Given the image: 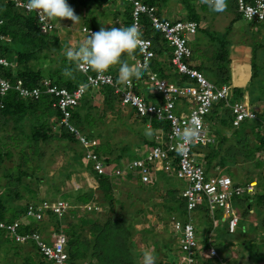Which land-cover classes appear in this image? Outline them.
I'll list each match as a JSON object with an SVG mask.
<instances>
[{"label":"built area","instance_id":"1","mask_svg":"<svg viewBox=\"0 0 264 264\" xmlns=\"http://www.w3.org/2000/svg\"><path fill=\"white\" fill-rule=\"evenodd\" d=\"M17 7L30 11L29 1L10 0ZM131 3V24L135 23L142 29L141 15L146 14L151 27L157 30L168 46L171 47L170 67L178 74L188 79L187 83H177L168 77H163L151 68L150 62L155 53L152 39L141 36V47L134 58L135 65L144 66L146 82L156 93L155 102L149 101L137 89L138 82L123 81L115 78L110 72H92L90 67L82 61H77V67L85 76V82L70 90L64 86L51 83L43 79L37 85L27 86L21 78L11 81L0 76V96H4L10 89H14L20 97L39 99L43 93L52 97L51 105L60 110L57 121L66 131L73 134L84 148V156L91 162L97 174H106L104 158L93 149L95 141L85 136L79 127L72 121L71 110L79 103L85 92V86L98 87L109 85L122 106H127L140 118H146V126H150L151 119L164 120L168 123L167 130L158 128L153 133L152 144L140 155L126 162L122 167H115L116 175L123 172H136L141 182H149L158 171L174 175L181 181L180 196L185 203L183 216L172 214L169 217L171 231L177 243L178 259L175 264H204L215 259L214 264H227L226 259L219 256L214 241L207 244L200 243L196 234L194 214L200 209L213 215L214 210L220 211V219L226 222L229 232H233L238 224L239 215L234 200L245 194H251L256 185L255 181L245 183L234 182L230 175L212 172L206 169L205 163L199 159L200 154L194 151L198 145H209L215 141L210 127L206 123L208 115L215 103L227 107L231 114L232 126L238 127L245 119L257 121L260 119L256 110L249 108L243 101L232 99L231 86L222 83L216 84L208 80L204 74L190 64L192 48L189 44L191 36L196 32L197 23L192 20H170L160 16L153 5H147L141 0H123ZM239 11L248 19L261 20L264 17V0H237ZM34 11V10H33ZM36 12V11H35ZM37 20L45 32L53 27L51 20L44 19L43 14ZM2 19L0 18V24ZM82 33L87 36L95 32L87 25L81 26ZM0 38H3L0 33ZM0 54V65H12ZM83 88V91L81 90ZM176 101L187 104V110L175 111ZM1 105V103H0ZM181 105L178 107L180 109ZM263 125L264 132V122ZM191 130V138L182 139V133ZM69 203L61 198L29 202L25 209V216L33 221L42 220L50 211L62 217L69 209ZM214 221V220H213ZM216 224V221H214ZM0 230L6 231L15 241L31 240L35 244L43 264H69V255L66 249L67 236L57 228L46 233L37 229L29 231L21 229L19 220H0ZM264 234V231H263ZM79 264H93L83 261Z\"/></svg>","mask_w":264,"mask_h":264},{"label":"trees","instance_id":"2","mask_svg":"<svg viewBox=\"0 0 264 264\" xmlns=\"http://www.w3.org/2000/svg\"><path fill=\"white\" fill-rule=\"evenodd\" d=\"M72 1L81 8H88L90 10L97 11L98 8L101 9L102 6L108 5V3L112 2L113 0ZM141 1L147 5L155 6L156 12L159 15H165L162 11H160V4L164 3L165 0ZM229 1L231 2V5L234 6V10L236 11V0H228L227 3ZM246 1L251 2L253 0ZM122 2L124 4V8L122 9V11L114 10V12H112V16L117 17L118 14L122 15L121 26H127L130 25L132 19V5L131 3L125 2L123 0ZM104 9L106 10V7ZM176 13L177 11L175 12V14ZM97 14L102 13L98 10ZM204 16L205 15L203 14L199 15L193 8L192 11L188 10L185 18L188 20L196 21L198 23L200 22V19H203ZM0 18L2 19V23L0 24V33L3 36V38H0V54L8 62L13 63L12 65H8L5 67L0 65V76L8 78L11 81L19 77L26 85H35L36 83H40L43 79L47 78L51 81V83H55L58 86H64L70 90L74 89L79 83L85 82V76L78 69L77 61L70 60L65 54L67 51L66 47L68 46V42L66 40H63L64 44L61 46L60 41L57 38V34L54 33L51 35V39L54 40L53 43L48 44V38L51 34L49 32H52L55 27L44 32L37 20L35 11H25L22 8L15 6L10 0H0ZM238 18H240V15L236 12L235 17L223 32V37L226 36L228 31L231 29L232 23ZM84 22L87 26L93 28L95 32L99 30L100 20H95L94 22L92 21L91 24H89L87 21ZM141 23L143 26L144 34L150 36L153 41V49L156 54V56L150 62L151 68L157 71L160 76L169 77L171 80L179 84L187 83L188 79L185 76L178 74L173 69L168 67L169 59L171 57V48L166 45V43L160 37L159 33L154 32V30L151 28L148 16L146 14L141 15ZM250 25H257L264 28V17L259 21H255V19L252 20L250 22ZM197 31H199L201 35L205 36V38L210 37L211 40L214 39V36L211 34V31L208 28H198ZM258 31L260 32V29ZM200 38L201 36L196 35L194 41L190 42V46H192L193 49L192 59L197 56V45L201 43ZM255 40L256 39L254 37L251 45L253 54V70L251 76L252 78L258 77L261 80L262 76H264V68L261 70L258 66L262 65L264 67V51L261 52L263 53L262 64H258V66L255 59V53L257 48L264 47V45L262 42H254ZM220 41L222 47L220 48V46L217 45V47L214 48V52L212 50V53L214 54L211 55L213 63L211 65L207 62L206 64L203 62L195 63L194 67H196L202 73L203 70H205L206 72L214 71V79H216L217 81H214L213 79V82H215L216 84L226 83L229 85L230 81L227 69L229 60L227 58L228 51L225 40L220 39ZM211 44L212 43H210V45ZM51 52L55 54L54 58L52 57L53 55H51ZM137 55L138 49L134 50L132 54H128L127 52L122 53L120 56V62L128 63L130 65L133 63L132 56ZM117 65H119V62L117 63ZM90 70L92 72H95L92 69ZM108 70L111 71V68L109 67ZM43 71L46 75L43 73ZM132 79L134 82H138V80L143 81L146 79V74L142 71V74L140 76L133 77ZM137 89L138 91L143 90L139 87V84L137 86ZM90 91V87L86 89V94L81 98L80 104L76 106L75 109L71 110V112L73 111L71 117L78 127L84 130L89 137H92L93 128H97L96 123L93 122L95 116H97V110L93 111V108L90 105V100H86L87 95H89ZM96 91L98 92L97 94H103L105 101H111V103L113 102L112 100L115 98V95L111 86L102 85L99 86L95 90V92ZM261 91L263 94L261 99L263 111H261L259 114L260 119L255 121L256 127L257 125H262L261 122H264V87L261 89ZM241 94V88L231 87V97L233 99H239L241 97ZM51 100V95L46 93H43L39 99L22 98L14 89H10L4 96H0V125H5L9 122H12L13 129H15L16 132H19V134L20 132L23 133L26 141L28 142L27 144L32 143L34 146L40 142L50 141L56 138L62 139V136L66 139L68 138L70 141L76 142V139L72 134L67 132L61 125L57 124L61 113L60 110L51 105ZM224 109L230 114L228 108ZM216 111L217 108L213 107L208 115H213ZM140 121L144 123L146 121V118H142ZM150 121L151 127L154 129L161 128L163 130H167L168 128V123L164 120H158L154 118ZM22 124L24 126L27 125V132L23 131ZM53 125L57 128H53ZM7 136H9V138H13V135L11 134H8ZM17 137L18 136H16V138ZM3 143L6 144L5 142ZM151 143H153L151 140H147L148 145H151ZM219 144L220 142L213 146H210V144L198 145L194 148V151L196 150V152H198L200 155H202L204 152V163L208 171H216L222 168H227V164L233 163L232 161H224L222 159L224 157H230L234 160L233 157L223 154L225 151H222L223 146L219 147ZM258 144L259 146L256 149H262V151L264 152V132H261ZM2 147L5 146L3 145ZM37 149L38 147L34 151H36ZM4 153L10 155V152L8 150L4 151ZM2 157L3 153L0 149V161ZM26 158L27 157H25L23 161H26ZM119 158L120 153L116 157H114V159H110L109 157L105 158L107 174L96 175L95 173H93L96 181L98 182L99 193L97 197H95V190L93 189H88L89 191H91V197H89L88 199L83 198L81 194L76 190H73L72 194H70L71 197L68 198H66L67 194H60V196H63V198L61 199L66 200L70 205L68 212L62 217H56V215L50 211L47 213L50 221H52L53 225L56 226L58 230L61 229L59 226L62 224L61 230L64 231V233L67 235L66 249L69 255V264H79L82 260L85 259H88L95 264H139L140 262L139 258H137L139 254L134 253L131 244L133 223H130L129 219L130 217H133L134 214L133 216H131L132 213L130 209L123 210L125 209V204L124 201H122L119 204L120 209L118 208V214L114 213L113 216L111 215L114 205H116V198L115 196H113V192L111 190L113 181L110 180L108 171L112 169L114 163H118ZM171 179L176 180L177 178L172 174H166L165 172L158 171L154 178L147 182V184H143L138 180H136L135 182L137 183L136 187L138 188H149L151 190L162 189V192L164 194L162 196L164 197V200L167 201L165 207L167 209L169 217L172 214L183 216V214L185 213V203L183 198L179 194L180 189L169 190L166 185H170L168 183V180ZM248 181H251V178L244 179L242 182L245 183ZM163 182L166 184H162ZM178 182L181 186V181L178 180ZM18 191L19 190H15V193L9 197H5L4 193L0 195V219H7L5 212L9 207L8 201H14L15 199H19L22 197V195ZM9 193L10 191H8L6 195ZM32 194L34 193H32L31 191L28 192V199H26V201L22 205H15L14 211L16 215L18 214L19 216H22L25 212L26 205L32 199L36 201L45 199L38 197L36 193V195ZM252 194L255 196H252L254 201L256 200L257 202H262V200L264 199V195L257 196L254 194V191L253 193H251V195ZM150 198L152 199V197ZM89 201L96 202L97 205L101 207L100 209H102L103 216H100L101 214H98L97 212L96 215H99L98 219H95L91 216H88L86 218L85 216L88 212H82L83 214L79 212L78 207L80 205L88 203ZM233 202L238 215L241 214L239 212V208L243 209L242 215H244L245 210L247 209L246 204L248 203L249 205L251 203V196L245 194L242 197L235 199ZM78 212L79 214H77V216L75 215L77 221L74 223L72 220V214H76ZM91 212L95 213L93 209ZM136 212H139V208L137 207L135 208V213ZM18 215L8 220H13L14 218H17ZM214 216L215 214L212 215V218H214ZM216 216H220V211L219 215ZM37 224L38 223L26 221L23 222V228L24 230H29V228H37ZM209 224L210 228L208 230H211L216 226L211 218ZM195 226L196 234L198 235V225ZM224 231H226V233H229L230 236L234 235L233 233L235 232V230L233 232H229L227 226ZM1 233L4 232L0 231V234ZM164 244L165 246H169L166 242H164ZM205 244H207V241ZM169 247L166 250H170ZM170 262L171 264H175L176 261L170 260Z\"/></svg>","mask_w":264,"mask_h":264},{"label":"rangeland","instance_id":"3","mask_svg":"<svg viewBox=\"0 0 264 264\" xmlns=\"http://www.w3.org/2000/svg\"><path fill=\"white\" fill-rule=\"evenodd\" d=\"M160 5V11H162L167 17L170 18L174 17L183 19L187 15L188 10L192 11L193 8L195 9V12H197L199 15H205L206 18H208L206 20L208 22H212V28H210V30L213 32L211 34L214 36V39L207 40L212 43L211 50L217 45H219L220 48L222 47L220 39L230 40V36L234 35L233 32H230L226 34L225 37H223V32L226 30L227 27L226 19L230 21L236 15V12L240 15V18L236 19L233 22V27H248V22L254 20L246 18L244 14L239 11L237 0L236 11L234 10V6L231 5V2L229 1L227 3V8L224 12L212 11L209 6L204 2V0H165V2L161 3ZM70 6L72 7V5ZM105 7L106 6L104 5L101 9H97V11L99 10L102 13L100 14V16L105 17L106 19L105 24L102 25V27L106 29L110 28L111 23H118V26H120L122 23V18L119 17L118 21L114 20V17L112 16L111 12H109V9L107 8L105 10ZM72 9L74 10V14L80 17L79 20L76 22H72L69 18H58V21L52 20L56 26L55 29L52 30V32H49L51 34L48 38V44L53 43L54 40L51 39V35L54 33L57 34V38L60 41L61 46L64 44L63 40L65 39H62V37L58 35V30L61 27L63 21H66L67 24L71 23L72 26L70 27L73 28V30H76V28L80 29V27L85 23L82 15L79 14L80 12H84L85 9L78 6H74ZM176 11L177 13L175 14ZM204 19L205 18H203L202 20L200 19V21L203 22ZM201 25L203 26V24ZM259 29L260 32L258 31ZM253 30V35H255V39H261L262 41H264V39L261 38L262 32H264V28L257 26V28ZM256 34L258 36H256ZM196 35L201 36L200 42L204 41L205 36L201 35L199 31L192 35L191 39H194ZM80 41L78 43H81ZM69 43L71 45L75 44L73 41ZM69 46L70 45L66 47V50L72 48ZM228 47L229 43L227 44V49H229ZM262 51H264V48H258L255 53L257 57L256 59L258 60L256 62L258 64H261L262 62V57L258 56L259 54H261L260 52ZM51 55H53L52 57L54 58L55 54L51 52ZM212 55L214 54L212 53ZM252 55L253 54L251 53V56ZM206 59H209L208 63L210 65L213 63V59L211 58V56H207ZM244 63L246 65L248 64V61L244 60ZM245 65L240 64L239 72L235 71L233 76L235 82L242 81L241 71L243 72L244 70H246ZM252 70L253 69H251V71ZM203 74L208 80L213 82L215 74L214 71L206 72L205 70H203ZM247 74L249 75L248 70H246L244 80L247 79ZM249 78L251 79L252 76L250 75ZM259 80L260 78L258 77L252 78L249 81V88L252 85L251 83H253V85L255 86L256 83L259 82ZM214 81L217 80L214 79ZM151 92H153V90H151ZM89 93H93L94 99L95 95H100L97 94L98 92H95V90H92ZM153 95H146V98L149 101L155 102L157 100L158 93L153 92ZM95 103V106H98V104H100L98 102ZM180 105L181 107L179 109L178 107ZM125 108H127V106H125ZM101 110L102 107L100 106V109H98L97 111V114H99V116H95L93 120V122L96 123L97 128H93L92 139H94L97 143L95 146L96 150L103 153V155L107 154V151L102 152L107 147L109 150L115 149V153L111 154H116L118 152L120 154L122 153V162L126 161L127 157L131 160L136 156L135 152H133V144L137 146V149H139L144 144L141 141L143 135L150 140L153 138L154 128L147 129L144 125L140 123V120L138 121L137 116L133 115L132 117H129L131 118L129 121L128 118L123 120V115L121 113L122 111L117 117L115 114L107 115L106 113H104V115H102ZM180 110L186 112L187 104L182 101H176L175 111L179 112ZM220 112L221 119L219 121L217 120V116L214 117V115L210 114L206 115V123L209 125V127L211 126L210 130H212L213 132L212 135L214 139H217V142H220V139H222L223 143L220 142L219 147L223 146V150L221 149L222 151H225L223 154L233 157L234 160L230 157L222 158L224 161H232L233 163L227 164V168H222L216 171L217 173L228 174L231 176L234 182H239L242 184V181L245 179L246 175L250 174L254 177L256 176V171L253 164H255L256 161L258 162V159L253 160L254 157L264 159L263 154H254L253 147L255 146V143H252V139H250L251 134L249 133V130L250 132L254 133L253 135H256V123L254 120L245 119L241 122L238 127H235L231 124L230 114L227 113L225 109H222V111ZM2 125H0V149L3 153V157L0 161V189L3 190L5 197L13 195L15 193V190H19L18 192L22 195V197L19 199H15L14 201H8L9 207L5 212L7 219H11L12 217H16L18 215H16L14 211L15 205H22L26 201V199H28L27 193L30 191L34 193L32 195L37 194V196L40 198H45L53 201L56 198H63V196H60V194H67L66 198L71 197L70 194H72L73 190H76L78 193H80L83 198L88 199L89 197H91V191H89L88 189L95 188L96 191L94 195L95 197H97L98 182L96 181V179H94L95 177H93L94 174L93 170L91 169L89 160L86 159L83 155L84 147L79 145L77 142L70 141L68 138L66 139L63 136L62 139L56 138L50 141L40 142L34 146L32 143L27 144L28 142L26 141L23 133L20 132L19 134V132H16L15 129H13L12 122H9L3 126ZM139 126L141 127L140 131L143 135L139 131ZM22 128L23 131H28L27 125H23ZM53 128L57 127L53 125ZM82 131L85 135H87L84 130ZM8 134L13 135V138H9V136H7ZM16 136L18 137L16 138ZM3 142H5L6 144H4ZM229 143L231 144L229 145ZM3 145L5 147H2ZM213 145H215L214 142L210 144V146ZM37 147L38 149L34 151ZM6 150L10 152V155L4 153V151ZM25 157H27L26 161H23ZM210 171L214 172V170ZM111 179L112 178H110V180ZM118 179L119 178L114 177L111 186L113 196H115L116 198V205H114L111 215L113 216L114 213L118 214V208L120 209L119 204L122 201H124L125 204V209L123 210L130 209L132 213L131 216H133L134 214V216L130 217L129 219L130 223H133L131 244L134 253L139 254L137 256L140 261L139 264H142L143 260L141 250L143 251L145 248L154 249L156 264H171L170 260L177 261V243L174 234L171 232L169 214L165 207L167 201H165L164 197L162 196L164 195L162 189L151 190L149 188H138L136 187L137 183L128 186V184L117 182ZM168 183L170 185L164 182L162 184H166L169 190H178L181 188L177 179L168 180ZM143 184L147 183L144 182ZM259 188L260 187L256 186V191L254 194L260 192ZM8 191H10V193L6 195ZM150 197H152V199ZM96 206L99 205H97V203L95 205L91 203L90 207L80 206L78 207V209L81 213L88 212L85 216L86 218L88 216H91L95 219H98L99 215H96V213L98 212V214H101L100 216H103V214L102 209H100V206L98 209L94 210ZM136 207L139 208V212L135 213ZM92 209L95 211V213L91 212ZM79 212L76 214H72V220L74 223L77 221L76 216L77 214H79ZM217 212L218 210H214L213 214H216ZM56 217L58 216L56 215ZM18 218L20 220L25 219L24 217H21L19 215ZM210 218L211 216L206 210L200 209L194 214L193 220L196 224L198 223V226L200 228L198 229V234H200L201 237L206 235L207 225L210 223ZM51 223H41L40 228L47 230L49 226L52 225ZM244 233H246V231ZM224 234L222 233L223 236H225ZM252 236H254L253 233L251 234V237ZM232 237L233 236H230L223 240H231ZM234 237V239L241 241V243L234 244L231 247L228 245L230 247L229 251H233L234 249L235 253L239 255L241 254L243 257H249V260L243 259L242 257H239V255H237L236 258H231L229 264H264V242L253 241L244 244L246 236H242L240 239L237 236ZM46 240H49V235L47 234V232ZM14 241L11 239V237L6 236L2 233L0 234V264H41L42 258L38 254L37 249L34 247L33 242L31 240H28V243H17ZM164 242H166L170 247L165 246ZM168 247L171 251L166 250L168 249ZM210 261L211 264H214V259H211Z\"/></svg>","mask_w":264,"mask_h":264},{"label":"crops","instance_id":"4","mask_svg":"<svg viewBox=\"0 0 264 264\" xmlns=\"http://www.w3.org/2000/svg\"><path fill=\"white\" fill-rule=\"evenodd\" d=\"M67 3L72 5V8L74 6H78L72 0H67ZM105 6H106V9L108 8L110 10L111 14H112V12H114V10L122 11V9L124 8V4H123L122 0H113L112 2L108 3V5H105ZM79 14L82 15L83 20L87 21L89 24H91L92 21L94 22L95 20H100L99 29L102 27V25L105 24V20H106L105 17H101L100 14H97V11L90 10V9L86 8L84 10V12H80ZM119 17L121 18L122 15L118 14L117 17H114V20L118 21ZM203 18H205L203 20V22L202 21H200L202 23L199 22L200 23V28H208L210 30V28H212L211 27L212 22L211 21L208 22L206 20V19H208V18H206V16H204ZM233 18L230 21H228L226 19V22H227L226 26L229 25V23L233 20ZM201 24H203V26ZM248 25H249L248 27L239 28V27H233V23H232L231 29L228 31V33L233 32L234 35L230 36L231 37L230 40H225L226 47H227V44L229 43V47H228L229 49H227V51H228L227 58L229 59L228 60V65H227L228 77H229V81H230L229 84H231L233 87L241 88L242 94H241V97L239 99L241 101H243L249 108L254 109V110H258V111H263L262 110L263 109L262 100H261L263 94H262L261 89L264 87V85H263L264 84V76H262L261 80L258 83H256L255 86L253 85V83H251L253 86L251 85L252 88L251 87L249 88V86H250L249 81L252 79V78L250 79L249 77L252 74L251 73L252 72L251 69H253L252 68V56H251V53H252V48H251L252 46L251 45H252V41H253L254 36H255V35H253V32H254L253 29H256L257 25H255V26L250 25V22H248ZM70 26H72L71 23L67 24L66 21H63L62 24H61V27L58 30V32H59L58 35H60L62 37V39H65L68 42V45H70L69 47H72L73 49H75V48L78 49L79 46L83 43V41L85 39V36L81 33L80 29L75 27L76 30H73V28H71ZM110 27H119V26H118V23H116V24L111 23ZM251 30H252V32H251ZM211 33H213V32L211 31ZM256 36H258V35L256 34ZM261 38L264 39V32H262V37ZM80 39H81V41H80ZM207 40H210V37H206L203 42H201L199 45H197V47H198L197 48V55L198 56L193 58V63L194 64L195 63H202V62L205 63V64H206V62L208 63L209 59H206V57L207 56L209 57V56L212 55V50L215 47L211 50L212 44L210 45L209 41H207ZM71 41H73L75 44L71 45L69 43ZM79 41L81 43H78ZM259 41L262 42L263 45H264V41H262L261 39L260 40L256 39L254 42L260 43ZM260 48H264V47H259V49ZM213 52H214V50H213ZM262 54L263 53L259 54L258 56H261L263 58ZM134 57L135 56H132V58H134ZM211 58H212V56H211ZM244 60L248 61V64L245 65ZM256 61H258V60L256 59ZM240 64L245 65V67H246L245 69L248 70L249 75L247 74L248 77H247L246 80H244L245 79L244 76L246 75V70H244L243 72L241 71L242 81H237L236 80L237 82H235L233 76H234L235 71L239 72V70H240L239 65ZM261 64H262V62H261ZM130 65H132V64H130ZM118 66L119 65H117V63H116V64L111 65L110 68H111V70L114 73H117L119 75V73H118L119 67ZM257 66H258V63H257ZM260 66H262V65H260ZM260 66H258V67H259V69L262 70L264 67L263 66L260 67ZM231 80H232V82H231ZM140 85H141V83H140ZM143 87H145V84H143ZM145 92H146V95H149V94L153 95V92L148 91L147 87H146ZM86 100H90V105L93 108V111L94 110L98 111V109H100V106H101L102 107V110H101L102 115H104V113H106L107 115L115 114L118 117L119 113L122 111L121 113L123 115L122 116L123 120L128 118L129 121L131 119L129 117H132L133 115H135L133 113V111L129 107L125 108V106H122L119 103L117 98H114L112 100L113 102L111 103V101H105L103 94L95 95V99H94L93 94L89 93V95H87ZM95 102H98L100 104H98V106H95L96 105ZM213 107L217 108V111L213 115H214V117L217 116V120L219 121L221 119V112L220 111H222V106L220 105V103L219 104L215 103ZM107 115H106V117H107ZM98 116H99V114H97L96 117H98ZM137 119H138V121L140 120L139 118H137ZM140 123L142 125H144V123H142V122H140ZM144 126L147 129L148 128L152 129L151 126H148V127L146 125H144ZM210 128H211V126H210ZM140 129H141V127L139 126V131H140ZM255 129H256V135H253L254 133L250 132V130H249V133L251 134V137L250 136L249 137H250V139H252L251 142L255 143V146L253 147L254 148L253 152H254V154L260 153V154L264 155V152L262 151V149H259V150L256 149L259 146V144H258L259 143V136H261V132H263V127H262V125H257V127L255 125ZM141 134H142V132H141ZM250 134H248V135H250ZM147 140H149V139H147L143 135L141 141L144 144L139 149H137V146L133 144V148H134L133 152H135V155L142 154V152L147 148ZM220 140H221L220 142H222V139H220ZM214 143L215 144L218 143L217 139H215ZM230 144L231 143H229V145ZM139 145H140V143H139ZM106 149H108V148H106ZM106 149L103 150V151L104 152L107 151L106 152L107 153L106 156L109 157L110 159H114V157H116L119 154V152L116 153V154H111V153H115V149H110V150L109 149L106 150ZM122 157L123 156L121 155V159H122ZM199 159H201L204 162V160H205L204 154L200 155ZM256 159H258V161H259V162L256 161L259 166L257 165L256 162H255V164H253V166L255 168V171H256L255 172L256 176L254 177L253 175L248 174V175H246L245 179H250L251 178V181H255V182L257 181L256 182V186L260 187L259 188L260 192L255 194V195L262 196V195H264V169H263L264 168V160H262L260 158H257V157L256 158L254 157L253 160H256ZM122 175L123 176L119 177V180L117 182H121L123 184L124 183L128 184V186H131L134 183H136L134 178L129 180V178L126 177L127 174L125 172H123ZM256 186L254 187V193L256 191ZM93 190L96 191L95 188H93ZM97 193H99V191ZM97 196H98V194H97ZM250 196H251V203L249 205H248V203L246 204L247 205V209L245 210V214L244 215H242L243 214L242 213L243 209L239 208V212L241 214L239 213L240 214L239 215L240 218H239L238 224H237V226L235 228V232L233 233L234 235H232L233 237H232L231 240L230 239L229 240L227 239L225 241L223 240L225 238L230 237V234H227V233H225L226 231H224L226 229V222L224 220H221L220 216L219 217L216 216V215H219V211L215 214L214 218H212V215H210L208 213L211 216L212 220L216 221L215 228H213L211 230H208L210 228V224H208L207 225L206 235L201 237L200 234H198V237L200 239L201 245L205 244L206 241H208V240L214 241L217 244V247H218L217 250H218L219 256H221L222 258L226 259L228 261L227 262L228 264L230 263L231 258H236L237 255H239V254L234 252V249H233V251H229V248L232 245L239 244V242H237L239 240L234 239L235 238L234 236L239 237V239L242 236H246V240H245L244 244L245 243H250V242H253V241L264 242V239L262 237V232L264 231V199L262 200V202H257L256 200L255 201L253 200V197H255L253 194L250 195ZM91 203L93 204V203H96V202L89 201L88 203H86L84 205H80V206L90 207ZM47 220H48V222H47ZM51 222L52 221H50L49 217H46V220H45L44 223L49 224ZM51 224H53V223H51ZM196 225H198V223ZM217 225H218V227H217ZM244 226H245V228H244ZM59 227L62 229V224ZM197 229H200L199 226H198ZM245 231H246V233H244ZM222 233L223 234L225 233L224 235L226 237L223 236ZM252 233H253L254 236L251 237ZM240 243H241V241H240ZM242 244H243V242H242ZM233 248H234V246H233ZM239 257H242L243 259H248L249 260V257H246V256L243 257L241 254L239 255ZM203 263L207 264V262H203ZM208 263L211 264V261L209 260Z\"/></svg>","mask_w":264,"mask_h":264},{"label":"clouds","instance_id":"5","mask_svg":"<svg viewBox=\"0 0 264 264\" xmlns=\"http://www.w3.org/2000/svg\"><path fill=\"white\" fill-rule=\"evenodd\" d=\"M204 2L214 12H224L226 10V8H227V0H204ZM29 5H30V8H29L30 11H33V10L36 11L37 14H38V16H40L41 14H43V18L44 19L58 21V18H69L72 22H76L80 18L79 16H77V15L74 14V10L72 9V7L69 6V4L67 3V0H29ZM160 15L162 17L168 18L170 20H182V21H187L188 20L186 18H183V19L174 18V17L173 18L172 17L170 18V17H167V16L162 15V14H160ZM51 22L53 23V27L52 28H54L55 27V24H54L53 21H51ZM83 25H86V24L84 23ZM198 28H200V23L199 22L197 23L196 32H197ZM153 30H154V32L159 33L157 30H155V29H153ZM80 31H81V27H80ZM81 33H82V31H81ZM142 35L147 36V35L144 34L143 26H142V29L140 30V28H139V26L137 24H135V23L131 24V22H130V25H127V26L110 27V28H107V29L104 28V27H101L99 29V31L93 32V33H91V35H87V36L84 35L85 36V39H84L83 43L79 46V48L78 49H75V50L72 49V48H69L66 51L65 54H66V56L70 60L84 62L92 70L96 71L97 73H103L105 71H108L112 75L115 76L116 80L117 79H121V80L127 82V81H130L133 77L140 76L142 74V71H143L144 66H142V65H135V59L134 58L136 56L133 58V63H132L133 65H129L128 63L120 62V56H121L122 53H125V52H127L128 54H132L134 52V50H136L139 47H141V43H142L141 42V36ZM159 35L163 39V37L161 36L160 33H159ZM147 37H150V36H147ZM194 39H190L189 40V44H190V42H193ZM163 41L168 46L166 40L163 39ZM152 44H153V41H152ZM168 47H170V46H168ZM191 48H192V46H191ZM192 55H193V49H192ZM155 56H156V54L154 55V57ZM118 62H119V69H118L119 75L117 73H114L112 70L111 71L108 70V68L111 65L116 64ZM169 63H170V59H169ZM190 64L194 66L192 56H191ZM168 67L171 68L169 64H168ZM171 69H173V68H171ZM145 80H143V81L140 82L141 85L139 84V87L141 89H143V90L142 91H139V92L143 93L146 96L145 88L147 87L148 91H151L152 89L149 87V85L147 84V82ZM37 84L38 83H36L35 85H37ZM143 84H145V87H143ZM229 85L231 87H233L231 84H229ZM27 86H32V85H27ZM89 87L90 86H88V85L85 86V92L81 96V98L86 94V89L89 88ZM98 87H90V88H91V91H92V90H96ZM81 90L83 91V88ZM81 98L79 100V103L76 106H78L80 104ZM115 98H117L116 95H115ZM26 99H30V98H26ZM237 100H240V99H237ZM220 105H221V103H220ZM76 106L73 109H75ZM224 108H227V107H223L222 106V109H224ZM256 112H258L260 114L261 111L256 110ZM133 113H134V111H133ZM135 116H137V115L135 114ZM138 118L140 120L142 119L140 117H138ZM71 119H72V117H71ZM146 122H147V119L144 122V125L147 124ZM150 126H151V121H150ZM262 127H263V125H262ZM79 129L83 133V131H82V129L80 127H79ZM157 129H155V130H157ZM211 133H212V131H211ZM192 135H193V133H192L191 130H186V131H184L182 133V139L191 138ZM85 136H87V135H85ZM73 137L76 139V137L74 135H73ZM87 137L90 138V139L93 138V137H89V136H87ZM92 140H94V139H92ZM151 141H152V139H151ZM76 142L79 144V142H78L77 139H76ZM96 144L97 143L95 142V145H93V149L104 158V162H105V158L107 156L106 155H103V153H101L98 150H96V147H95ZM79 145H81V144H79ZM148 146H150V145L147 144V147ZM84 151H85V148H84ZM84 151H83V155H84ZM102 152H104V151H102ZM119 160H118V163H114L112 169L110 171H108L109 177L112 178L111 179L112 181L114 180V177L119 178V177H122L123 176L122 174L116 175V174L112 173L113 170H114V168L115 167H122L126 162L130 161V159L127 157L126 161L122 162L121 156H120ZM89 163L91 165V162L90 161H89ZM105 164H106V162H105ZM91 169L93 170L92 165H91ZM93 173H95L96 175H105V174H97L95 170H93ZM126 174H127L126 175L127 178H130V179L134 178L135 181L138 180L139 182H141L139 180L138 174L136 172L126 173ZM155 175L156 174H154V176ZM154 176L151 179H153ZM2 194H3V190L0 189V195H2ZM43 200H48V199H43ZM40 201H42V200H40ZM29 202H39V201L31 200ZM95 204L96 203H93V205H95ZM16 205L19 206L21 204H16ZM98 208H99V206H96V208L94 210H96ZM25 209H26V207H25ZM67 212H68V210H67ZM47 215L48 214H46V216L42 220H40V221H33V220L27 218L25 216V212H24L23 215L21 216V217H24L25 218L24 220H20L18 217L17 218H14L13 220H19L21 222V229H23V230H24V228H23V222L28 221V222L39 223V224H37V228H32V229H37V230L41 231V233H42V230H43V233H46V232L48 233V231L51 230V228H56V226H54L52 224L51 226H49V228L47 230L40 228L41 227V223H44L43 221H45L46 220V217H48ZM0 220H8V219H0ZM32 229L29 228V230H32ZM29 230H26V231H29ZM0 231L6 232V231H3V230H0ZM62 232L64 233V231H62ZM2 234H5L6 236L11 237V235L9 233H2ZM44 235H46V234H44ZM262 237L264 239L263 232H262ZM11 239L14 241V239L12 237H11ZM27 241L28 240H26V241H14V242H17V243H28ZM33 245L36 248V246H35L34 243H33ZM215 246L217 248V244L216 243H215ZM141 255H142V258H143L142 264H156V257L154 255V249L145 248L142 251ZM85 260L90 261L88 259H85ZM85 260H82L81 262H83ZM41 261H42L41 264H43V260H41ZM226 262H227V260H226ZM91 263H93V262H91ZM93 264H95V263H93Z\"/></svg>","mask_w":264,"mask_h":264}]
</instances>
